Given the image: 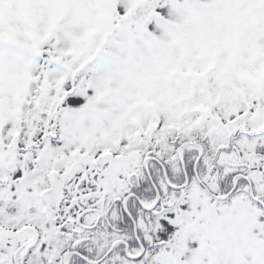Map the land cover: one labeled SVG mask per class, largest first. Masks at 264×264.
<instances>
[{
	"label": "snow or ice",
	"instance_id": "obj_1",
	"mask_svg": "<svg viewBox=\"0 0 264 264\" xmlns=\"http://www.w3.org/2000/svg\"><path fill=\"white\" fill-rule=\"evenodd\" d=\"M0 264H264V0H0Z\"/></svg>",
	"mask_w": 264,
	"mask_h": 264
}]
</instances>
